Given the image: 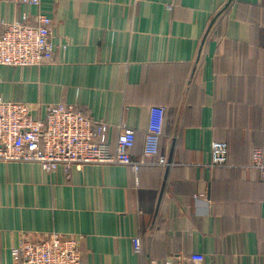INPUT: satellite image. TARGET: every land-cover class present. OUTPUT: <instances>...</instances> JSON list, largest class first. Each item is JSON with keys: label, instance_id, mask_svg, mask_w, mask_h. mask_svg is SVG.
Returning <instances> with one entry per match:
<instances>
[{"label": "crops", "instance_id": "1", "mask_svg": "<svg viewBox=\"0 0 264 264\" xmlns=\"http://www.w3.org/2000/svg\"><path fill=\"white\" fill-rule=\"evenodd\" d=\"M54 19V58L0 64V99L37 118L71 103L108 124L115 145L133 127L143 155L153 106H165L159 155L138 174L88 164L46 172L0 161V264L24 235H81L89 264H264V0H41ZM37 7L0 0V21ZM66 44L65 48H62ZM229 147L212 164V144ZM140 237L141 252L133 239Z\"/></svg>", "mask_w": 264, "mask_h": 264}, {"label": "built area", "instance_id": "2", "mask_svg": "<svg viewBox=\"0 0 264 264\" xmlns=\"http://www.w3.org/2000/svg\"><path fill=\"white\" fill-rule=\"evenodd\" d=\"M37 7L34 19L23 13L19 19L0 21V64L15 67L41 66L54 58V19L42 9L41 0H5ZM63 44L62 48H65ZM28 103L0 99V161L35 162L48 173L58 168L82 169L88 164L127 165L138 174L141 167L158 156V164L168 162L159 155L165 106H153L146 133L143 155L136 159L132 148L136 141L133 127L123 125L114 146L105 140L108 124L71 103L59 102L47 107L45 118H37ZM228 144L214 141L212 164L228 163ZM251 167L264 176V149L252 152ZM264 210V203H263ZM81 235H61L56 231L39 240L28 235L12 248L15 264H89L81 250ZM134 249L141 252L140 237L133 239ZM187 264H204V255L192 253ZM149 264L163 263L156 259Z\"/></svg>", "mask_w": 264, "mask_h": 264}, {"label": "trees", "instance_id": "3", "mask_svg": "<svg viewBox=\"0 0 264 264\" xmlns=\"http://www.w3.org/2000/svg\"><path fill=\"white\" fill-rule=\"evenodd\" d=\"M228 160H229V157H228Z\"/></svg>", "mask_w": 264, "mask_h": 264}]
</instances>
